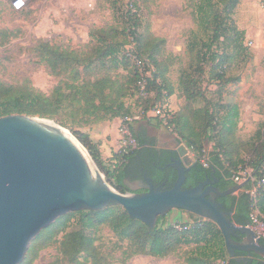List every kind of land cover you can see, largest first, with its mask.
<instances>
[{
	"label": "trees",
	"instance_id": "obj_1",
	"mask_svg": "<svg viewBox=\"0 0 264 264\" xmlns=\"http://www.w3.org/2000/svg\"><path fill=\"white\" fill-rule=\"evenodd\" d=\"M239 1L200 0L194 6L197 27L186 47L190 64L182 70L176 89L169 78L173 62L164 58L166 39L153 36L150 31L145 34L139 31L135 0L129 2L125 27L91 32L86 53L41 40L34 49L41 62L50 67L53 76L65 75L68 81L63 88L58 86L50 94L36 88L30 80L20 84L0 81V118L15 114L39 117L71 129L106 174L108 182L121 194L147 191H133L126 183L127 180L132 183L141 180L144 174L156 186L164 183V188L173 187L178 172L167 165L176 153L158 147L156 138L150 133L151 127L164 126L196 157L194 166L186 174L184 188L210 179L216 181L215 186L220 191H228L238 186L234 175L241 169L251 170L252 179L240 190L218 199L224 210L232 213L233 222L238 226H250L252 211L256 210L264 219V187L257 188L255 196L252 195L257 183L264 178V121L257 124L249 140H242L238 136L240 105L225 101L228 85L242 81L240 77L230 79L232 62L251 55L244 45L246 33L233 19ZM134 58L143 63L144 72L148 73L146 96L141 94L142 74ZM206 76L209 82L219 84L220 89L215 92L217 100H211L203 89ZM176 91L185 106L172 114L164 105ZM132 99L135 104H128ZM197 103L201 105L195 107ZM158 107L162 114L149 116L150 111ZM135 109H139L142 117L127 122L128 118H134ZM114 119L128 124L135 144L119 150L107 162L98 144L76 128ZM207 144L212 145L211 150L207 151ZM166 216H160L156 226L151 228L131 218L120 206L73 212L59 218L33 240L22 264H32L38 250L60 234L63 236L59 251L65 262L103 264L96 236L90 233L102 225H107L119 242L127 243L128 259L135 255L166 258L182 252L185 264H264V258L255 253L247 262L236 259L249 257L244 251L237 250L236 258H232L221 230L211 220L195 219L189 214V221L180 222L182 229H177ZM74 224L80 229L68 232ZM244 237L238 233L234 239L241 242ZM261 243L264 244L262 238Z\"/></svg>",
	"mask_w": 264,
	"mask_h": 264
},
{
	"label": "rangeland",
	"instance_id": "obj_2",
	"mask_svg": "<svg viewBox=\"0 0 264 264\" xmlns=\"http://www.w3.org/2000/svg\"><path fill=\"white\" fill-rule=\"evenodd\" d=\"M14 1L0 0V81L20 84L30 80L36 88L50 94L58 86L63 88L68 77L52 75L50 67L41 62L34 51L37 44L42 40L63 49L86 53L89 51L91 32L102 28L125 27V14L129 10L131 0H25L26 6L20 11L13 8ZM199 1L135 0L138 7L139 31L142 34L150 31L153 36L166 39L164 58L167 57L173 62L169 78L175 89L178 88L182 70L187 69L190 64L186 47L191 41V33L197 27L194 6ZM233 19L238 28L245 31L244 45L251 55L232 62L230 79L240 77L242 81L228 85L225 101L237 102L248 112L253 106L258 112H264V0H240L234 10ZM203 89L211 100L218 99L215 92L220 89L219 84L209 82L207 76L204 78ZM128 104H135V100H128ZM200 105L201 103H197L195 107ZM184 106L185 101L176 91L174 96L166 101L164 109L173 114ZM133 114L134 117H142L139 109H135ZM149 114L155 116L153 111ZM248 118L247 116L240 122L238 130L239 138L245 141L255 132L251 133V126L248 125L251 122L247 121ZM121 127L122 120L114 119L76 129L87 133L98 144L105 160L110 162L109 156L119 152L122 141L128 137L121 131ZM62 128L76 138L71 129ZM150 133L156 138L158 147L175 150L179 148L175 146L177 136L170 129L153 126ZM180 144L187 147L184 143ZM207 145V151L211 150L212 145ZM189 154L196 162V157L190 149ZM94 165L112 186L106 174L95 162ZM126 183L133 191L142 189L139 183L129 180ZM166 219L170 222L167 216ZM79 229L80 226L74 224L68 232ZM252 229L257 233L255 228ZM90 233L96 236V246L102 255L103 264H185L182 252L166 258L135 255L128 259L127 243L119 242L107 225L99 226L97 231L91 230ZM62 236L63 234L57 235L50 244L39 249L32 264H68L59 251Z\"/></svg>",
	"mask_w": 264,
	"mask_h": 264
},
{
	"label": "water",
	"instance_id": "obj_3",
	"mask_svg": "<svg viewBox=\"0 0 264 264\" xmlns=\"http://www.w3.org/2000/svg\"><path fill=\"white\" fill-rule=\"evenodd\" d=\"M39 119L18 114L0 118V264H22L33 240L59 218L110 206L122 207L131 218L151 228L160 216L173 210L211 220L221 230L232 258L237 250L249 254L236 258L238 261H250L252 253L264 258V244L257 233L250 226L233 222L232 213L218 201L240 190L245 182L223 192L210 179L184 188L195 160L189 148L177 142L179 157L173 158L172 165L178 178L172 188L156 186L147 178V183H139L147 191L121 194L96 167L104 178V183H98L79 148ZM238 233L245 235L241 242L234 239Z\"/></svg>",
	"mask_w": 264,
	"mask_h": 264
},
{
	"label": "built area",
	"instance_id": "obj_4",
	"mask_svg": "<svg viewBox=\"0 0 264 264\" xmlns=\"http://www.w3.org/2000/svg\"><path fill=\"white\" fill-rule=\"evenodd\" d=\"M25 6H26L25 0H15L13 2V8L17 11L22 10ZM134 59H135L137 66L139 67L141 74H142V80L139 82L141 94L143 96H146L147 92H146V87H145V77L148 75V73L145 74V72H144L145 67H144L143 63L139 62L137 60V58H134ZM153 113L155 114V116H159L162 114V109L160 107H158L153 111ZM139 119H140L139 117H134V118H128L126 121L131 122L133 120H139ZM120 129L124 134L128 135V137L126 138L127 140L124 139V141H122L120 150H122L123 148H126L127 145H134L135 143L132 140V137H131V134H130V131L128 128V124H125V125L122 124V127ZM205 165H207V164L205 163ZM250 179H252V172L250 169H241L236 175L233 176V180L237 184L244 183ZM260 187H264V178H262L257 183V186L252 191V195L255 196L257 188H260ZM250 221H251L250 227L255 228L257 230V235L260 239L261 238L264 239V219L260 218V216L256 210L251 212ZM179 223L180 222L174 223V226L177 229H182V227ZM184 229H187V227H185Z\"/></svg>",
	"mask_w": 264,
	"mask_h": 264
},
{
	"label": "crops",
	"instance_id": "obj_5",
	"mask_svg": "<svg viewBox=\"0 0 264 264\" xmlns=\"http://www.w3.org/2000/svg\"><path fill=\"white\" fill-rule=\"evenodd\" d=\"M239 105H240V122L241 121H244L245 117L247 118V116H248L249 117L248 118L249 120H247V121L251 122L248 125L251 126V133H252L253 131L256 130L257 124L259 122H261V121H264V112H261V111L258 112L256 110V107L255 106H253L251 108V110L248 112V110L245 109L244 107H242L241 104H239ZM240 122H239V124H240ZM177 142L175 144L176 147L178 146L177 145ZM101 155H102L103 159L105 160L102 152H101ZM108 159H109V161H111L113 159V155H110ZM167 218L170 220V222L169 221L168 222L171 223V224H174V223H177V222H183L184 223V222H188V220H189V214L187 212H184V211L173 210V211H171L167 215Z\"/></svg>",
	"mask_w": 264,
	"mask_h": 264
},
{
	"label": "bare ground",
	"instance_id": "obj_6",
	"mask_svg": "<svg viewBox=\"0 0 264 264\" xmlns=\"http://www.w3.org/2000/svg\"><path fill=\"white\" fill-rule=\"evenodd\" d=\"M39 121L43 124L46 125L48 127H51L55 130H57L59 133H61L62 135H64L65 137H67L71 142H73V144H75V146H77V148H79V150L82 152V154L85 156L87 162L89 163L91 170H92V174L95 178V180L98 183H104V178L103 176H99L96 166L94 165L93 161L90 159L89 154L87 153L86 149L83 148V146H81L78 142H76L75 138L65 129L59 127L57 124H55L54 122L48 121L46 119H39Z\"/></svg>",
	"mask_w": 264,
	"mask_h": 264
},
{
	"label": "flooded vegetation",
	"instance_id": "obj_7",
	"mask_svg": "<svg viewBox=\"0 0 264 264\" xmlns=\"http://www.w3.org/2000/svg\"><path fill=\"white\" fill-rule=\"evenodd\" d=\"M169 150H171V151H173V152H175L176 153V157H173V158H177V157H179L178 156V153L176 152V150L175 149H169ZM173 158H172V160H173ZM173 162V161H172ZM170 163V165H167V166H169V167H173V163ZM174 168V167H173ZM207 180V179H206ZM205 180V181H206ZM210 181H212V182H214V180H210ZM204 182V181H203ZM133 183H143V184H145V183H147V177H146V174H144L143 175V179H141V180H137V181H135V182H133ZM162 184H164V183H162ZM216 184V183H215ZM143 189V188H142Z\"/></svg>",
	"mask_w": 264,
	"mask_h": 264
}]
</instances>
